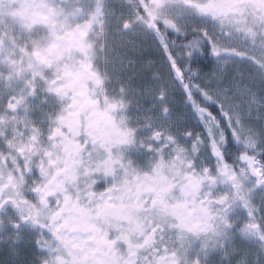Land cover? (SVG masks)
<instances>
[{
    "label": "snow or ice",
    "instance_id": "1",
    "mask_svg": "<svg viewBox=\"0 0 264 264\" xmlns=\"http://www.w3.org/2000/svg\"><path fill=\"white\" fill-rule=\"evenodd\" d=\"M104 7L98 2L91 20L75 27L65 19L64 32L55 19L62 9L50 8L43 17L51 27L33 77L40 64L53 70L45 81L53 111L33 121L17 168L0 171V213L10 211L9 202L17 209L6 223L0 220V232L19 245L24 224L38 228L30 238L34 264H208L209 237L197 246L200 234L220 228L222 206L240 199L247 209L248 198L264 188V130L249 125L234 103L238 85L225 84L228 66L237 61L264 73V0H138L129 17L116 18L122 37L143 32L155 46V58L143 62L153 111L146 125L152 155L143 164L129 159L121 141L99 126L100 118L114 126L111 113L122 106L107 94L101 103L97 91L105 92L107 81L95 64L97 44L88 37L107 15ZM237 33L252 44L251 55L234 45ZM209 55L212 70L202 74L201 58ZM180 142L187 147L167 150ZM238 171L255 180L247 197ZM248 215L238 231H258L264 242V224L255 220V210ZM12 251L21 264V250ZM233 255L235 264H246V253L234 249Z\"/></svg>",
    "mask_w": 264,
    "mask_h": 264
},
{
    "label": "flooded vegetation",
    "instance_id": "2",
    "mask_svg": "<svg viewBox=\"0 0 264 264\" xmlns=\"http://www.w3.org/2000/svg\"><path fill=\"white\" fill-rule=\"evenodd\" d=\"M54 1L56 2V0ZM72 1L58 0L57 4L48 7L43 0H0V171L17 168V154L22 147L27 146L30 142V132L34 127L33 121L39 122L44 119L43 113L53 111V104L48 102L49 93L45 83L46 80L52 78L53 70L49 69L47 65L40 64L39 67L42 71L33 77V72L36 71L39 64L38 54L42 48L38 43L42 40L46 42L49 36L51 25L43 19L49 15V9L61 10L65 6H71ZM97 1L105 6L103 11L107 15H102L89 32V40L96 35V39L90 40L97 44L96 67L102 75L106 74V76L103 75L105 80H109L111 72H115L112 66L114 63L118 64L121 72H126L125 70L139 72L141 66L135 70L138 63L155 58V46L151 36L139 32L135 36L125 35L122 37L116 31V18L129 17L130 9L135 8L138 0ZM144 2L147 3V0ZM93 3V0H82V4L76 6V9H82L81 11H78L76 15H71L72 12L67 10L69 12L66 15L82 17L89 9L88 6ZM24 16L28 23H22L21 19ZM55 19L57 20V29L60 32L66 31V29L60 28L57 17ZM90 20L91 16L89 15L73 24L72 27H75L77 23L84 24ZM96 27L99 30L95 31ZM129 38L134 40V45L126 43ZM5 39L8 40L7 44L4 43ZM101 44H103V50H101ZM18 46L23 48V51L19 50ZM74 55L78 58L80 53L75 52ZM129 58L136 63L130 64L128 67ZM65 59H67V55ZM200 63L213 64L212 57L204 56ZM203 72L206 71H201V73ZM146 85L147 83L142 87L131 88V93H138L141 96L135 97V101L132 103L121 102L122 106L112 111L114 126L109 125V122L103 118L99 119L100 128L107 131L112 137L119 139L121 142L118 147L123 148L128 158L135 160L138 164L146 163L152 155L146 147L149 143L147 137L150 135L146 125L150 123L149 118L153 116L150 107L151 99L144 93ZM104 87L105 92L97 90L101 103L105 94L110 98L120 99V91L118 94L117 91L123 89L122 82L117 85L105 84ZM193 127H195L194 121ZM126 129H132L134 135L125 136ZM196 131L199 129L196 128ZM172 132L175 133L176 129L173 128ZM157 147L163 149L165 144L160 143ZM186 147L183 142L172 143L167 150L174 152L177 148ZM230 151L233 150L230 149ZM255 155L257 160L261 159L258 152ZM5 157L8 158L6 165L3 163ZM23 166L24 160L20 159L19 167ZM236 167L239 170L240 165L237 164ZM237 177L243 188V194L247 197L255 180L248 172L238 171ZM221 185L224 188L228 187L223 180ZM26 195L29 200L32 199V193L29 192ZM248 200L247 209L242 206L240 199L233 201L230 206H222L217 217L220 228L215 234L211 231L201 233L200 238L196 240V245L199 246L205 236L209 237L207 240L210 253L208 264H235L237 257L233 255L234 249H239L247 254L246 264H264V242L259 238L260 233L257 231L241 235V232L238 231V226L250 219L249 209L255 210V220L264 224V188H258ZM24 207L26 209L27 205ZM8 208L10 210L8 213H0V220L5 223L9 215L17 211L11 202H9ZM224 221H228L234 226L229 228ZM22 227L24 239L19 245L13 244L12 240L8 238L7 232H0V237H3L0 246L10 249L18 247L22 253L19 257L21 264H34L37 253L30 238L37 236L39 229L30 224H24ZM8 231H12L11 228ZM225 252L228 253L227 256L224 255Z\"/></svg>",
    "mask_w": 264,
    "mask_h": 264
},
{
    "label": "rangeland",
    "instance_id": "3",
    "mask_svg": "<svg viewBox=\"0 0 264 264\" xmlns=\"http://www.w3.org/2000/svg\"><path fill=\"white\" fill-rule=\"evenodd\" d=\"M43 1L49 7L51 5H54L55 3L57 4L58 0H56V2L54 0ZM93 2V4H90L88 6L89 9L82 17L66 15V13H68L69 11L72 12L78 4H82V0H73L71 2L72 5L68 7L65 6L62 9L61 14L57 16L58 22L62 23L66 19L67 24L72 26L76 22L82 20L84 17H87L89 15L91 16V13L95 10V6L98 1L93 0ZM111 2L114 1L111 0ZM25 19L27 20L26 16L21 19L22 23H28V21H26ZM97 29L98 27H96L95 31H97ZM91 39H96V35ZM7 41L8 40L5 39L4 43L7 44ZM233 43L239 50H246L248 51L249 55L252 54L253 46L250 42L245 40L243 34L237 33L233 40ZM38 45L40 47H44L45 41L42 40L38 43ZM257 45H259V41H257ZM18 49L23 51V48H20V46H18ZM112 66L115 72H111V78L109 80H106V85H117L119 82H122L124 90L121 89L117 91V94L120 91L119 100L126 103L134 102L135 97H139L141 96V94L131 93V88L144 86V84L147 83V77L150 74L145 70V64L141 62L138 63L135 70L138 68V66H141V68H139V72H131L125 69L124 70L126 72H121L118 68L117 63L112 64ZM127 66L129 67L130 64L127 63ZM211 70L212 66L208 71L203 73H208ZM103 75L106 76V74ZM225 84L233 85L234 89L235 86L238 85V89H235L234 103L240 105L239 111L245 116L246 122L249 125H253L256 128L264 130V73H261L259 70H257L255 66L252 65L249 61H237L235 65L230 64L228 66L227 75L225 77ZM253 97H255V100L253 99ZM178 99L179 97L177 96V101ZM257 117H259V119H257ZM125 124L128 125V123ZM0 264H17V260L13 256L12 249L0 246Z\"/></svg>",
    "mask_w": 264,
    "mask_h": 264
},
{
    "label": "trees",
    "instance_id": "4",
    "mask_svg": "<svg viewBox=\"0 0 264 264\" xmlns=\"http://www.w3.org/2000/svg\"><path fill=\"white\" fill-rule=\"evenodd\" d=\"M212 63H200V71H208Z\"/></svg>",
    "mask_w": 264,
    "mask_h": 264
},
{
    "label": "clouds",
    "instance_id": "5",
    "mask_svg": "<svg viewBox=\"0 0 264 264\" xmlns=\"http://www.w3.org/2000/svg\"><path fill=\"white\" fill-rule=\"evenodd\" d=\"M101 50H103V44H101Z\"/></svg>",
    "mask_w": 264,
    "mask_h": 264
}]
</instances>
